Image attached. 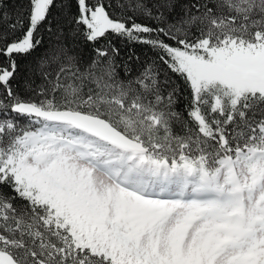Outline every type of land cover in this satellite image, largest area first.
Instances as JSON below:
<instances>
[{"label":"snow or ice","instance_id":"snow-or-ice-1","mask_svg":"<svg viewBox=\"0 0 264 264\" xmlns=\"http://www.w3.org/2000/svg\"><path fill=\"white\" fill-rule=\"evenodd\" d=\"M0 264H264V0H0Z\"/></svg>","mask_w":264,"mask_h":264},{"label":"trees","instance_id":"trees-1","mask_svg":"<svg viewBox=\"0 0 264 264\" xmlns=\"http://www.w3.org/2000/svg\"><path fill=\"white\" fill-rule=\"evenodd\" d=\"M135 55L140 56L141 59H145L146 57L152 55L151 52H149L145 46L142 45H131L129 46ZM125 52H127V48L125 49Z\"/></svg>","mask_w":264,"mask_h":264}]
</instances>
